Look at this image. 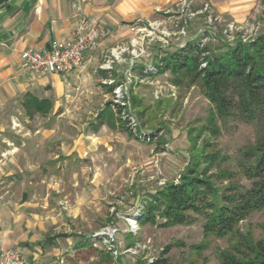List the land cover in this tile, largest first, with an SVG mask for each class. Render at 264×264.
<instances>
[{
  "label": "rangeland",
  "instance_id": "1",
  "mask_svg": "<svg viewBox=\"0 0 264 264\" xmlns=\"http://www.w3.org/2000/svg\"><path fill=\"white\" fill-rule=\"evenodd\" d=\"M181 12L184 15L175 14L170 21L173 31L155 22L143 42L138 32L123 48L118 59L124 52L134 59L123 79L103 80L97 72L79 78L73 77L74 71L62 77L63 90L50 95L57 112L28 119L31 134L48 129L45 142H32L24 136L26 128L14 133L15 141L21 143L27 137L33 147L42 149L34 152L40 159L30 170L33 173L19 178L31 187L34 219L44 223L34 232L47 239L34 259L33 249L22 247L33 264L148 263L167 246L174 263L221 264L220 253L238 244L239 234L205 238L201 216L191 225L140 226L137 222L151 196L167 184L178 183L191 163L207 154L217 156L210 170L216 189L221 191L229 182L248 186L239 164L247 162L246 153L256 148L264 134V122L248 118L240 109L218 111L201 79L154 70L166 53L190 41H199L216 53L263 33L264 0L243 21L225 16L210 24L206 16ZM230 22L237 30L224 33ZM155 34L161 35L157 41L150 39ZM132 42H139L135 51ZM139 47L143 51L137 56ZM109 85L114 87L109 89ZM119 85L122 93L117 97L113 89ZM127 115L130 118L124 119ZM11 116L4 113L1 120L27 119L23 112ZM131 119L137 123L140 138L129 128ZM9 131L6 127L4 133ZM56 153L60 154L57 158ZM18 162L24 167V160ZM238 231L264 240V209L241 221ZM55 234L62 235L50 242ZM84 240L90 245L79 246ZM199 243L205 244L203 250L193 248ZM107 250L112 259L104 255Z\"/></svg>",
  "mask_w": 264,
  "mask_h": 264
},
{
  "label": "crops",
  "instance_id": "2",
  "mask_svg": "<svg viewBox=\"0 0 264 264\" xmlns=\"http://www.w3.org/2000/svg\"><path fill=\"white\" fill-rule=\"evenodd\" d=\"M196 11V16L206 5L222 19L226 16L238 21L245 20L257 9L260 0H0V251L3 248H32V259L40 252L47 241L46 237L34 232L43 221L34 219L31 207V187L24 178L33 173L36 159H40L36 145L33 147L25 138L21 143L15 141L17 128H26L24 136L30 140L45 142L48 129L36 130L31 134L28 122L36 115L46 116L56 113L57 107L50 95L59 94L63 87L62 77L58 74L40 75L23 65L21 54L29 47H47L54 39L68 38L81 12L95 18L101 27L109 28L111 33L103 39L98 48L87 55L84 66L71 72L73 77H86L92 72L100 73L105 79L119 81L132 69L134 59L129 53L108 67L113 47L124 48L138 34L137 27L158 22L170 29V21L175 14L184 15L181 10ZM187 13V12H186ZM169 28H168V26ZM158 28V27H157ZM157 29L154 30V32ZM154 37V36H153ZM161 35L150 38L153 41ZM149 40V38H148ZM139 71L140 69L137 68ZM77 73V74H76ZM70 73L68 75H71ZM67 76V75H66ZM116 81V82H117ZM115 82V83H116ZM109 89L114 85H109ZM23 112L25 122L11 118L2 121L4 113ZM10 117V116H9ZM29 119V120H28ZM7 123V124H6ZM7 125V126H5ZM9 134H5V128ZM20 130V129H19ZM30 131V132H29ZM35 152V153H34ZM60 154L56 153V158ZM24 160L23 164L18 161ZM35 161V162H34ZM40 167V164L37 166ZM20 185V186H19ZM62 234H55L53 242Z\"/></svg>",
  "mask_w": 264,
  "mask_h": 264
},
{
  "label": "trees",
  "instance_id": "3",
  "mask_svg": "<svg viewBox=\"0 0 264 264\" xmlns=\"http://www.w3.org/2000/svg\"><path fill=\"white\" fill-rule=\"evenodd\" d=\"M155 69L158 73L170 70L173 74H189L193 81L201 79L218 111L238 108L248 118L264 122V32L249 41L227 45L216 53L199 41H190L166 53L156 62ZM203 157L191 163L178 183L167 184L151 196L137 222L140 226L147 223L162 227L191 225L196 216H201L205 238L239 234L233 250L220 253L221 264H264V240H254L238 231L241 221L254 211L264 209V134L256 148L246 153L247 162L239 164L250 182L248 186L229 182L219 191L210 173L217 156L211 153ZM89 245L87 240L79 243L81 247ZM193 248L203 250L205 244H195ZM169 250L167 246L159 257L140 264H177L170 260ZM104 255L113 258L108 250Z\"/></svg>",
  "mask_w": 264,
  "mask_h": 264
},
{
  "label": "built area",
  "instance_id": "4",
  "mask_svg": "<svg viewBox=\"0 0 264 264\" xmlns=\"http://www.w3.org/2000/svg\"><path fill=\"white\" fill-rule=\"evenodd\" d=\"M186 7L188 6L185 3ZM187 8L183 9L186 10ZM191 16H195L197 12L188 10ZM205 13L206 18L210 24L221 21V17L214 14L210 9L209 5H206L202 10ZM154 23H149L147 26L137 27L138 32H142L141 40L144 41V38L147 35L152 34L151 29L153 28ZM237 25L234 22L227 23L223 32L229 34L230 32L237 30ZM151 32V33H149ZM111 33L109 28H103L100 25V22L91 17H87L83 13L77 15V19L73 30L68 38L65 39H54L47 47L36 48L29 47L25 49L22 54L23 65L33 71L34 73L40 75H50L58 74L61 76H66L69 73L82 68L85 64L87 55L95 51L100 42L108 37ZM140 40V36L138 37ZM141 42V44H142ZM138 43L132 42L134 46L133 51H135V46ZM124 49L113 48L111 55L113 59H118L120 53ZM137 52V56L140 55V49ZM113 59L109 60L108 67H111ZM154 70L156 71L155 67ZM115 96L120 97L122 93L121 86H117L113 89ZM126 118H130L128 115ZM129 128L130 130L136 131L135 134L140 138V131L138 132L137 123L131 119ZM0 264H33L29 257L26 255L24 250L20 247H9L3 248L0 251Z\"/></svg>",
  "mask_w": 264,
  "mask_h": 264
}]
</instances>
